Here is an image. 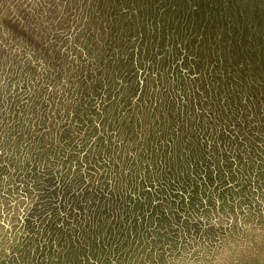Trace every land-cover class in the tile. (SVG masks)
<instances>
[{"label": "rangeland", "instance_id": "obj_1", "mask_svg": "<svg viewBox=\"0 0 264 264\" xmlns=\"http://www.w3.org/2000/svg\"><path fill=\"white\" fill-rule=\"evenodd\" d=\"M83 1L0 0V264H264V127L232 116L264 115L253 45L189 0L86 24Z\"/></svg>", "mask_w": 264, "mask_h": 264}, {"label": "trees", "instance_id": "obj_2", "mask_svg": "<svg viewBox=\"0 0 264 264\" xmlns=\"http://www.w3.org/2000/svg\"><path fill=\"white\" fill-rule=\"evenodd\" d=\"M153 2L154 4H151L149 2ZM168 0H85L83 1V8L84 12L82 13V23L86 24L89 22V17L87 11L89 10L88 8L95 9L100 7V10H105L106 7H109L111 9H114V11H129L131 13L135 14H141L145 10H149L152 7L155 11L160 12L161 9H163V3ZM187 0H172V3L177 5L178 7H181ZM190 3L192 4L193 8H199V4L202 6L204 10H206L207 13H210L211 16L214 17L215 19V24L212 25L213 27H217L218 29L222 30L220 33L226 34V36L223 37V41L226 42V44L230 45L233 42H241L242 44H249L251 43L253 45V48L255 50L256 56L254 57L257 60H255L256 63H253L251 67H253L252 73L247 77V79L253 78V72L258 74L260 78L258 80L262 82V86H264V8H262V3L261 0H189ZM189 1H187L189 3ZM189 3V4H190ZM172 4V5H174ZM261 5V6H260ZM162 7V8H161ZM69 8V7H66ZM132 18H134V14H131ZM164 18H167L166 16H163ZM18 21H20L21 18L16 17ZM23 18V17H22ZM134 20V19H133ZM175 21L174 26L177 27L178 32H184L187 34V32H191L190 26H188V29L184 28V24H179ZM69 27L67 28L68 30L74 28L75 23H71ZM168 24V23H167ZM166 24V26H167ZM126 25H129L130 27L132 26V23L130 20L126 21ZM152 26V25H151ZM43 28V27H42ZM44 30L46 27L43 28ZM43 33V30L41 31ZM82 34V32L80 33ZM194 33L192 32V35ZM132 35V34H131ZM131 35H122V40L125 43V45L130 44V47L133 49L136 44H139V40L131 37ZM53 31H50L48 33V41L43 42V41H34V44L37 46H45L46 48H53L56 50V53L59 51H62L63 47L58 48V44L56 46L53 45V42H50V39L53 37ZM199 36V35H198ZM255 37V38H254ZM254 38V41L252 42ZM36 40V38H35ZM145 41V38H143L140 42ZM27 42V41H23ZM109 43V42H108ZM48 44V45H47ZM31 47V45H30ZM33 49L37 52L36 47H33ZM110 53L106 57V59H124L122 57L123 54H115L116 51L109 46ZM32 52V51H31ZM39 55L42 53L41 51L37 52ZM242 56V55H240ZM23 59L22 61L26 65L29 62L28 56H22ZM25 58V59H24ZM64 58L62 57L61 60ZM75 59V58H74ZM66 61V60H65ZM78 61V59H77ZM88 59H85L83 63H88ZM125 61V60H124ZM76 62V61H75ZM129 60L125 61L126 66L132 68V64L129 63L127 64ZM78 70L81 72V67H78ZM124 72L128 73V69H124ZM134 71V70H133ZM131 73L129 72V76L131 77ZM121 77V76H120ZM68 93L65 95V97L62 99L60 96L53 97L52 93H49L48 97L51 100V105L54 109V111L61 106V104L65 100H69L72 103L73 100H77L78 98L80 99L81 102L83 101H88V98L90 96H82L79 93ZM79 94V95H78ZM85 94V93H84ZM87 95V94H86ZM82 98V99H81ZM57 99V102H56ZM250 107H256L257 103L250 102L248 103ZM61 108V107H60ZM257 108V107H256ZM257 110H259L257 108ZM75 118L72 120L71 113L68 112L69 118H68V125L67 127L73 130V127H77V124L81 125L82 120L81 117L79 116V110H76L75 112ZM262 112L259 110L257 111L254 115L250 114V112H247L246 115H239L237 112L233 113V118L234 119H244L245 124L250 122V119L252 118L253 120L257 121L259 125H262L261 127H264V123H261L263 121L262 118H264V115H260ZM6 118L9 120L15 119L17 123V118H18V113L17 115L13 118L12 117V111H7L5 112ZM54 116V115H53ZM258 116V119H255V117ZM55 120V118L51 116L47 111H42L38 108H35L34 110L30 111L27 119L25 126L29 124L30 127H32V131L35 130V135L36 139H38L37 135L40 130H42L43 126L49 125ZM72 120V121H71ZM58 119H56V122ZM77 123V124H76ZM18 125V124H17ZM17 125H13V128L17 127ZM249 125V124H247ZM82 126V125H81ZM25 127V128H26ZM249 127H253L252 125H249ZM55 133V130H54ZM35 135L33 138H35ZM71 137H69L68 141L70 142ZM54 139H56L54 137ZM59 142L61 141H66V140H61L57 139Z\"/></svg>", "mask_w": 264, "mask_h": 264}]
</instances>
